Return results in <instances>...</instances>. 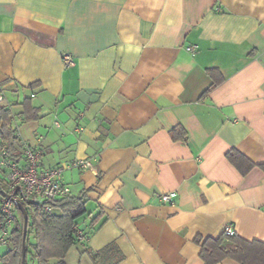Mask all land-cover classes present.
Here are the masks:
<instances>
[{"label":"crops","instance_id":"crops-1","mask_svg":"<svg viewBox=\"0 0 264 264\" xmlns=\"http://www.w3.org/2000/svg\"><path fill=\"white\" fill-rule=\"evenodd\" d=\"M0 95L18 160L93 162L61 174L86 191L79 260L114 243L118 264H204L194 239L228 226L264 243V0H0Z\"/></svg>","mask_w":264,"mask_h":264},{"label":"trees","instance_id":"trees-1","mask_svg":"<svg viewBox=\"0 0 264 264\" xmlns=\"http://www.w3.org/2000/svg\"><path fill=\"white\" fill-rule=\"evenodd\" d=\"M214 71L216 70H208L210 76ZM215 83L210 87L214 86ZM20 115L25 121L37 119L36 110L31 107L29 98L22 102ZM12 117L10 109L0 102V151L5 150L11 158L18 160L19 157H17L16 149L12 143L16 135L15 129L12 127ZM181 132V138L184 140V132ZM174 134L172 132V137L175 140L177 137ZM225 157L242 176L254 167L251 161L235 150L229 151ZM2 177L4 176L2 175ZM3 179L0 178L4 184H0V204L7 189ZM85 193L86 191L77 197L67 196L51 202L52 212L39 218L35 211L32 212L30 208H24L28 216L25 239L26 264H30L32 261H35L36 264H48L54 261L57 264H65L69 250L82 241L77 238L79 231L76 220L85 214ZM2 217L0 210V222ZM22 226V214L16 210V227L12 233L11 243L0 255V264H22ZM30 234H32L33 243L29 241ZM194 242L200 248L199 257L204 264H219L224 259L232 260L237 264H264V243L262 242L246 241L236 235L227 236L224 233L217 238L197 236ZM86 253L95 264H118L124 258L114 243L97 252ZM29 256L30 263L28 261Z\"/></svg>","mask_w":264,"mask_h":264},{"label":"built area","instance_id":"built-area-1","mask_svg":"<svg viewBox=\"0 0 264 264\" xmlns=\"http://www.w3.org/2000/svg\"><path fill=\"white\" fill-rule=\"evenodd\" d=\"M187 50L192 53L194 48L190 47ZM63 63L65 66L72 65V58L64 55ZM2 101L3 97L0 95V102ZM40 159L41 152L37 147L25 145L19 160L11 158L5 150L0 151V168L3 169L7 185L0 204L3 216L0 222V249L8 247L11 243L12 233L16 227V204L35 211L38 218L49 214L53 210L51 202L70 195L69 187L62 183V171L68 168L86 170L94 167L91 160L85 159L74 160L66 166L40 168ZM160 199L164 203L170 202L172 194H164ZM224 234L233 236L234 232L228 226ZM77 238L83 240L85 235L78 232Z\"/></svg>","mask_w":264,"mask_h":264},{"label":"rangeland","instance_id":"rangeland-1","mask_svg":"<svg viewBox=\"0 0 264 264\" xmlns=\"http://www.w3.org/2000/svg\"><path fill=\"white\" fill-rule=\"evenodd\" d=\"M2 175L4 176L3 174V170L0 169V178H4L2 177ZM4 180V179H3ZM3 181H0V184L2 183ZM2 185H4L2 183ZM29 241L30 243H33V237H32V234L29 235ZM84 251V248L82 247V245L80 244H76L74 245L68 252L67 256H66V259H65V264H95L94 261H92L91 259H87V258H82L81 260H79V256H78V252H83ZM28 261L30 263V256L28 257ZM52 264H57L54 262H52Z\"/></svg>","mask_w":264,"mask_h":264},{"label":"water","instance_id":"water-1","mask_svg":"<svg viewBox=\"0 0 264 264\" xmlns=\"http://www.w3.org/2000/svg\"><path fill=\"white\" fill-rule=\"evenodd\" d=\"M16 210L22 214V218H23L22 239H21V262L22 264H26L25 263V256H26L25 239H26V233H27L28 216H27L25 209L20 204H16Z\"/></svg>","mask_w":264,"mask_h":264}]
</instances>
